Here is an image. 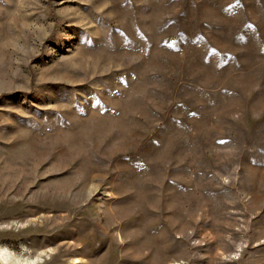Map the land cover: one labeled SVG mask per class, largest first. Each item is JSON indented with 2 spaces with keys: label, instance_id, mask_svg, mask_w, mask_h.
<instances>
[{
  "label": "rangeland",
  "instance_id": "obj_1",
  "mask_svg": "<svg viewBox=\"0 0 264 264\" xmlns=\"http://www.w3.org/2000/svg\"><path fill=\"white\" fill-rule=\"evenodd\" d=\"M0 264H264V0H0Z\"/></svg>",
  "mask_w": 264,
  "mask_h": 264
}]
</instances>
